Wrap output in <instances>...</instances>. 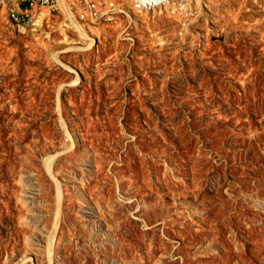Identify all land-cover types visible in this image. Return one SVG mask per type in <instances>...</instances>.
<instances>
[{"label": "rangeland", "instance_id": "obj_1", "mask_svg": "<svg viewBox=\"0 0 264 264\" xmlns=\"http://www.w3.org/2000/svg\"><path fill=\"white\" fill-rule=\"evenodd\" d=\"M117 4L0 10V264H264V0Z\"/></svg>", "mask_w": 264, "mask_h": 264}, {"label": "built area", "instance_id": "obj_2", "mask_svg": "<svg viewBox=\"0 0 264 264\" xmlns=\"http://www.w3.org/2000/svg\"><path fill=\"white\" fill-rule=\"evenodd\" d=\"M67 1V0H66ZM84 3L88 9L86 20L91 23L110 22L123 9L117 4V0H74ZM132 9L137 13L154 12L177 3L179 0H127ZM183 1V0H182ZM60 0H0V10L6 8L9 20L16 26L25 29L33 26L42 27L44 16L42 10L50 13L60 9ZM87 21V22H88Z\"/></svg>", "mask_w": 264, "mask_h": 264}, {"label": "bare ground", "instance_id": "obj_3", "mask_svg": "<svg viewBox=\"0 0 264 264\" xmlns=\"http://www.w3.org/2000/svg\"><path fill=\"white\" fill-rule=\"evenodd\" d=\"M60 1H61L62 5H60V2H59V7H60L61 9H63L64 7H66V5H67V1H66V0H60ZM184 1H185V0H184ZM180 2H182V0H179L177 3H174V4H171V5L167 6L166 8H164V10H167V9H169V8L175 6V5H178ZM43 15H44V14H43Z\"/></svg>", "mask_w": 264, "mask_h": 264}]
</instances>
